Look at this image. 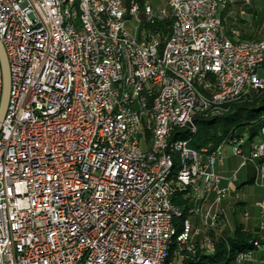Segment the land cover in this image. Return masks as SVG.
Segmentation results:
<instances>
[{"label": "built area", "instance_id": "built-area-1", "mask_svg": "<svg viewBox=\"0 0 264 264\" xmlns=\"http://www.w3.org/2000/svg\"><path fill=\"white\" fill-rule=\"evenodd\" d=\"M219 1L171 0L153 11L139 0H110L102 19L91 18L95 36L94 103H82L84 77L74 47L67 46L56 28L62 10L59 0H0V42L5 52L9 90L0 122V264H155L166 237L165 217L172 208L171 192L159 182V170L138 169L133 152L149 149L147 127L158 122V146H167L172 134L166 126L184 119L188 132L195 123L194 109L185 90L189 67H198V83L221 86L215 97L227 98L236 91L254 90L264 82L259 67L264 46L236 47L219 24ZM93 10L100 9L93 0ZM71 4V3H68ZM137 18L152 23L168 18L169 32L132 36L125 21ZM120 16V23H111ZM74 22H67L73 36ZM206 25H214L207 34ZM97 29H105L110 46L102 47ZM236 31V30H234ZM147 42L157 44V56L147 52ZM161 59H169L161 67ZM214 75V82H207ZM99 84L112 85L120 105L110 115ZM2 70L0 66V97ZM164 88V105L155 109V91ZM156 112V119H149ZM204 116V114H202ZM113 126V136H106ZM247 162L259 163L254 180L264 176V124L249 143L244 135L229 137L216 147L182 150L189 156V169H182L190 201V214H197L204 229L219 221L218 204L227 194L225 180L216 172L222 148ZM168 159V156H167ZM235 180V175L227 182ZM57 203V210L49 209ZM264 247V200L259 203ZM187 232L178 250L192 254L197 234L186 220ZM206 238V237H205ZM257 247V246H256ZM206 252L213 251L208 245ZM252 252L239 254L236 263L251 261Z\"/></svg>", "mask_w": 264, "mask_h": 264}, {"label": "bare ground", "instance_id": "bare-ground-1", "mask_svg": "<svg viewBox=\"0 0 264 264\" xmlns=\"http://www.w3.org/2000/svg\"><path fill=\"white\" fill-rule=\"evenodd\" d=\"M61 1L62 10L57 17L56 28L59 30L63 39L67 41V46L74 47L77 54V60L81 66V75L84 77V89L81 92L82 103H94L95 96V59L94 46H88V36H95V28L92 25L91 18L102 19V12H109L110 0H97L100 9L93 10V0H59ZM71 3V4H68ZM166 5H171V0L166 1ZM227 5L226 1H219V12ZM74 22L73 36L71 27L67 22ZM111 23H120V16H111ZM219 24L221 19L219 17ZM207 34H214V25H206ZM230 43L236 47H245V45L257 44L264 46V39L262 40H242L240 39L238 31L232 30L228 35ZM97 36L102 39V47L110 46V37H106L105 29H97ZM147 52L150 56H157V44L155 42H147ZM169 59H161V67H168ZM259 67L264 70V47L260 53ZM207 82H214V75H207ZM229 80H221V86H209L208 88L198 83V67H189L186 74L185 90L188 92L190 101H194L196 107L194 109V117H200L202 114L219 115L226 110V106L234 101L239 100L245 96V91H236L227 96L215 97L221 94V88H228ZM264 90V82L258 84L254 91ZM99 91L104 92V99L106 106L110 109V115H117L120 112V105H117V99L113 94L112 85L99 84ZM164 105V88H157L155 91V109H162ZM149 119H156V112H149ZM264 124V119L263 123ZM174 129H187V122L184 119H176L166 126V133L171 134ZM158 122L150 121L147 127V143L149 149H156V153L147 154L144 149H137L133 152V160H144L138 162V169L141 170H156L157 164L163 165L159 170V182H164L167 191L172 194L175 192H182L188 190V183L184 182L182 177V169H189L190 159L182 150V143L186 141L180 137L168 140L167 146H158ZM195 132V123L190 124L189 133ZM106 136H113V126H106ZM168 156V159H167ZM255 172H259V163H252ZM171 194V195H172ZM172 208L167 210L165 217V233L166 237L162 241V248L155 264H163L167 256L168 248L173 239L179 245L182 237L187 232V218L183 219L178 231L175 230L174 219L180 216L181 205L175 204L171 201ZM50 210H57L56 202H49ZM190 213V201L187 206V214ZM196 215L197 214H190ZM202 241L206 247L210 245L208 238ZM199 241V240H198ZM195 242V241H194ZM201 242V241H200ZM201 245V244H200ZM199 245V246H200ZM253 245L259 246L257 241ZM197 246V243H196ZM204 247V246H202ZM206 249V248H205ZM195 249H192V253ZM205 252V253H212ZM252 250L239 251L235 254L234 260L239 258V254H247Z\"/></svg>", "mask_w": 264, "mask_h": 264}, {"label": "trees", "instance_id": "trees-1", "mask_svg": "<svg viewBox=\"0 0 264 264\" xmlns=\"http://www.w3.org/2000/svg\"><path fill=\"white\" fill-rule=\"evenodd\" d=\"M140 5L142 0H139ZM142 19V18H141ZM171 21L166 18L162 21L155 20L152 23L141 21L138 26V34L161 32L166 35L169 32ZM248 97L240 98L226 106V110L219 115L200 116L195 119V132H181L174 129L171 139L180 137L187 139L192 148L208 147L212 149L223 140L247 134L246 145L249 146L259 135L264 119V90L253 91ZM182 192L171 195V201L181 205L180 216L174 219L175 230L180 229L183 219L187 218V206L189 201L182 197ZM256 241L251 233L237 226L231 237L226 241H218L212 253H205L196 246L195 252L190 254L185 250H178L179 245L173 239L170 243L167 256L163 264H226L234 259L239 251L252 250ZM259 243V241H258Z\"/></svg>", "mask_w": 264, "mask_h": 264}, {"label": "rangeland", "instance_id": "rangeland-1", "mask_svg": "<svg viewBox=\"0 0 264 264\" xmlns=\"http://www.w3.org/2000/svg\"><path fill=\"white\" fill-rule=\"evenodd\" d=\"M166 1L167 0H145V2L151 5L153 10L159 8H166ZM261 1L263 0H260V3H263ZM137 18L141 19L142 17H140V15H135L133 17L128 18L125 21V29L132 36L137 34V29H138L136 28ZM249 40H256V39H249ZM253 91L254 90H249L244 97L247 98L248 97L247 95H250L251 93H253ZM243 135L245 138L247 137V134L246 135L243 134ZM222 154L226 156V160H225V169L220 172L221 177L224 178L225 180H228L233 175H235V180L229 181L231 183L229 185L228 192L226 195L222 197L221 203L223 204L222 205L224 206L223 209H225V214L228 217H231L232 212L234 211L235 218L244 222V216L242 213L243 210H245L247 214L256 213V202L259 201L261 196L264 194V187L263 185L260 184L257 185L256 183L249 182L250 177L253 175L252 173H254L255 170L253 169L254 167L252 168L250 162H247L245 165L238 167L241 158L239 156L238 157L233 156L230 145L225 144L223 146ZM240 183L242 184L240 185ZM236 186H238V188H236ZM229 202L231 204H228ZM194 216L196 215L188 214L187 219H189V221L191 222ZM219 219L220 220L216 223L213 229H208V230L204 229V227L201 225L200 222H198L197 225L194 227V229L197 230V234L192 236V240L197 243V248L201 249V251L203 250V252H206L208 249L204 244H202L203 243L202 241H204L203 239L205 237L208 238L214 250L215 243H217L218 241H226L227 237L232 236L231 231H229V229L226 226L227 225L226 218L222 216ZM243 230L250 233V231L246 230V228H243ZM256 240H259V238H256ZM241 263L245 264L248 262L243 261ZM226 264H239V263L234 262L233 259L227 262Z\"/></svg>", "mask_w": 264, "mask_h": 264}, {"label": "crops", "instance_id": "crops-1", "mask_svg": "<svg viewBox=\"0 0 264 264\" xmlns=\"http://www.w3.org/2000/svg\"><path fill=\"white\" fill-rule=\"evenodd\" d=\"M261 2L263 3H260V0H230V3L227 4L220 11L221 24L223 25L226 33L229 35L232 30H236L238 31L240 38L244 40L264 39V0ZM142 3L150 5L149 3L145 2V0H142ZM157 10L158 9L153 11H157ZM138 15H140V17H143L141 12ZM243 150L244 152H247L248 146L244 145ZM225 160H226V156L223 155L222 163L216 165V172L220 176H221L220 172L225 169ZM251 166L252 168L254 167L252 164ZM252 174L253 175L250 177L249 182L255 183L254 180L255 170L254 173ZM230 183L231 182H227L226 180L223 181V184L227 185L228 188ZM241 184L242 183H240V185ZM256 184L263 185L264 187V176L256 179ZM236 188H238V186H236ZM262 200H264V194L261 196L260 200L256 202V213L247 214V212L243 210L242 213L244 216V222L235 218L234 211L232 212L231 217H228L225 214V209H223L224 206H222L223 204L221 203L220 200L219 204L220 203L221 204L220 205L218 204V211L220 214V218L222 216L226 218L227 220L226 226L229 229V231H231L232 235L235 228L237 226H241L242 228H246V230H249L250 233L253 235L254 239L259 238L260 243L262 242L261 239L262 233L259 229V225L261 222L259 203ZM228 204L231 203L229 202ZM198 222H199L198 217L194 216V218L190 223L194 228ZM259 240L256 241L258 242ZM252 257L253 259L251 261H247L248 263L245 264H264V247L262 245H259L255 248H252Z\"/></svg>", "mask_w": 264, "mask_h": 264}, {"label": "water", "instance_id": "water-1", "mask_svg": "<svg viewBox=\"0 0 264 264\" xmlns=\"http://www.w3.org/2000/svg\"><path fill=\"white\" fill-rule=\"evenodd\" d=\"M0 66L2 70V88H1V97H0V122H1L6 110L8 90H9L8 65L1 42H0Z\"/></svg>", "mask_w": 264, "mask_h": 264}]
</instances>
